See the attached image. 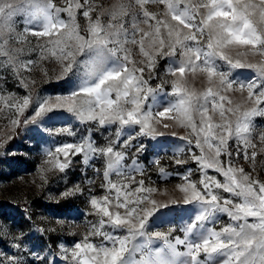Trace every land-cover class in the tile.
Listing matches in <instances>:
<instances>
[{
  "label": "snow or ice",
  "instance_id": "obj_1",
  "mask_svg": "<svg viewBox=\"0 0 264 264\" xmlns=\"http://www.w3.org/2000/svg\"><path fill=\"white\" fill-rule=\"evenodd\" d=\"M149 5L161 10L150 11ZM79 15L86 21L83 26ZM29 34L37 44L28 52L38 50L39 61L54 60L57 79L65 81L70 94L33 101L31 92L5 95L0 86V114L9 118L13 132L21 123L26 128L47 125L60 110L81 126H94L76 142L46 151L45 163L60 173L78 155L86 167L92 160H104V194L93 195L89 187L90 214L98 219L89 222L92 226L81 242L70 249L61 246L67 264H264V181L253 175L257 149L264 154V126L257 133L253 122L264 117V0H117L107 8L92 0H63L62 5L55 0H0V70H11L25 89L30 81L21 71H31L38 61L23 59L25 49L15 45L30 43ZM257 56L259 62H250L249 57ZM162 60H168L164 78L156 71ZM236 69H252L257 76L244 79L234 75ZM189 76L203 77L206 86L193 88ZM157 78L160 83L152 87ZM236 92L241 93L239 102L229 96ZM30 107L33 115L26 116ZM165 121L190 129L181 139L192 146L190 159L201 175L192 181L193 170L188 169L178 188L183 204L194 205L196 215L179 228L150 232V218L155 220L158 209L168 205L152 198L157 189L144 178L136 179L145 168L136 158L126 164L125 150L145 152L144 144L133 141L163 135L156 126L167 129ZM113 125L118 126L116 140L105 137L108 142L97 145L93 132ZM44 130L53 134L51 128ZM31 131L41 137L39 128ZM54 134L75 137L76 131L64 126ZM123 136L127 139L121 144ZM249 149L252 172L238 166L241 154L249 160ZM183 152L181 147L177 155ZM187 162L176 160L177 165ZM208 169L223 180L208 175ZM95 172L101 174L99 168ZM83 182L95 183L86 173ZM83 192L78 182L61 197ZM221 214L230 222L217 229ZM58 223L63 226L62 220ZM96 237L98 243L91 239ZM13 247V255L0 250V264H45L31 249L28 260L20 254L19 243Z\"/></svg>",
  "mask_w": 264,
  "mask_h": 264
},
{
  "label": "rangeland",
  "instance_id": "obj_2",
  "mask_svg": "<svg viewBox=\"0 0 264 264\" xmlns=\"http://www.w3.org/2000/svg\"><path fill=\"white\" fill-rule=\"evenodd\" d=\"M58 5L63 4V0H55ZM94 5H101L105 8L117 3V0H92ZM150 11L161 10L158 6L149 5ZM67 20L66 14L63 16ZM78 22L83 26L86 21L82 15L78 16ZM22 21L19 28L23 30ZM41 41L47 38H40ZM28 44H16V47H23L25 55L23 59H32L38 61L31 68V71L22 70L21 74L30 81L29 88L25 89L19 86V81L14 77L11 70H0V86H2L5 95L8 93H16L20 97L31 92L33 101L37 98L51 97L53 100L56 95L70 94L64 80H58L59 65L54 60L39 61V51L28 52L29 47H35L37 38L29 34ZM138 51V50H136ZM235 55V53H232ZM139 59L138 56L135 57ZM179 56L175 59L179 60ZM250 62H259V57H249ZM168 67V60H162L157 66V73L160 78L165 77V71ZM45 71L47 75H45ZM83 71V68L81 69ZM147 75V73H145ZM234 75H239L244 79H252L257 73L252 69H236ZM171 79L170 77H167ZM189 82L193 88L202 90L206 86L203 77L189 76ZM34 82V83H32ZM152 87L160 83V79H154L151 82ZM166 90H170L165 85ZM246 95V94H245ZM230 98L239 102L241 93H230ZM160 100L164 102V97ZM151 103V100H149ZM2 107V105H0ZM26 116L33 115L32 107L25 113ZM23 120V117H21ZM170 126L165 129L162 124L157 125V130L163 135L152 137H139L133 143H142L146 146V151L136 153V149H126V164H131L132 159L136 158L138 162L144 166L145 172L141 175L136 174V179L144 178L147 186L157 189L152 194V198L161 203H166L167 208L158 209L155 214V220L150 218L149 231L167 232L169 227L179 228L194 219L196 212L192 210L194 205H184V194L179 191L178 185L183 181L181 176L187 174L188 169H192L189 179L198 181L200 179V171L198 165L193 162L190 157L191 152L187 140L181 139L190 133V129L186 130L178 126L174 121H165ZM254 124L257 126V133L260 126H264V117H255ZM72 126L76 131V136L56 135L54 130L59 127ZM45 127L53 129V134L45 131ZM94 127L92 125L81 126L78 121L66 111H57L53 119L47 125L29 124L27 128L21 123L15 132L9 126V118L4 114H0V250L9 255L16 254L13 247L15 243L21 245L23 250L20 254L26 259L31 260L32 256L27 251L31 249L45 258V264H67L62 247L69 249L74 247V242H81L86 235L92 223L97 221V217L92 212L88 203L90 199L89 187L92 194L102 196L104 194L100 185L103 182L104 160L103 158L90 161L91 166L86 167L83 163V156L78 155L73 158L72 167L66 173H60L58 170L52 169L51 165L46 164L48 160L47 150L55 151L57 146L65 142H76L81 136L88 135L86 129ZM118 126L113 125L110 129H101L93 132V139L97 145H104L108 140H116V129ZM39 128L41 137H36L31 129ZM78 130V131H77ZM138 130V129H137ZM127 131V130H126ZM103 133V135H101ZM257 133H254V137ZM175 134V135H173ZM134 135V133H133ZM9 136L12 139H9ZM31 138V139H30ZM127 136L120 139L122 144ZM194 143V137H192ZM254 142H257L254 139ZM230 143H235L230 141ZM183 147L184 152L177 155L179 148ZM197 155L199 150L192 148ZM251 149H249V160L245 161L243 154L238 158V166H242L246 171L252 172ZM255 159L254 176L264 181V154L259 153ZM63 158L61 157V160ZM187 160V163L177 165L176 160ZM223 159V158H222ZM158 161V163L154 162ZM100 169V175L97 176L95 169ZM160 168L165 171L161 173ZM85 173L88 179L94 180L92 185L85 184ZM208 175L216 176L223 180L219 174L211 169L207 170ZM43 177V178H42ZM111 179L116 180L113 174ZM80 183L84 189L83 194H77L67 198H62L61 193L71 188L76 183ZM227 196V193H223ZM175 200L176 203H171ZM30 217V218H29ZM63 221V226L58 223ZM92 222V223H89ZM230 222L226 215L221 214L219 223L215 226L217 229L222 225ZM3 226H7V231ZM37 229L43 230L38 231ZM51 229H55L52 231ZM179 234V233H176ZM95 242H99V237L91 238ZM137 259L139 255L137 254ZM70 260V257H68Z\"/></svg>",
  "mask_w": 264,
  "mask_h": 264
}]
</instances>
